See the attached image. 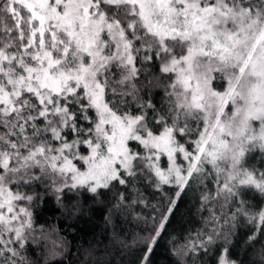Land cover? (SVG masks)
<instances>
[{
	"label": "snow or ice",
	"instance_id": "snow-or-ice-1",
	"mask_svg": "<svg viewBox=\"0 0 264 264\" xmlns=\"http://www.w3.org/2000/svg\"><path fill=\"white\" fill-rule=\"evenodd\" d=\"M97 213L124 264H264V0H0V264Z\"/></svg>",
	"mask_w": 264,
	"mask_h": 264
},
{
	"label": "trees",
	"instance_id": "trees-1",
	"mask_svg": "<svg viewBox=\"0 0 264 264\" xmlns=\"http://www.w3.org/2000/svg\"><path fill=\"white\" fill-rule=\"evenodd\" d=\"M187 199L188 201H192V195L190 194ZM189 207L190 205L188 204L182 206L181 213L177 216L176 221L169 230L170 232L178 235L183 228L188 226L190 216L194 215V210L190 213ZM144 211L147 212L148 210L145 209ZM100 215V213L96 214L92 225L77 223L75 227L69 228L68 225L73 222L68 221L65 223L64 232L71 242V248L63 257H60V259L64 260V264H76L78 255L75 249L85 246V240L91 243L93 240L92 233H95L96 241L100 242L102 246L106 245L111 252V255L102 256L101 259L105 261L111 260L112 264H124L127 261L128 257L123 253H118L113 247L110 237L104 234L103 220L100 219ZM123 227L130 230L127 224H124ZM169 249V238L165 237L159 242V247L156 249L153 257V264H171L172 257L170 256Z\"/></svg>",
	"mask_w": 264,
	"mask_h": 264
}]
</instances>
